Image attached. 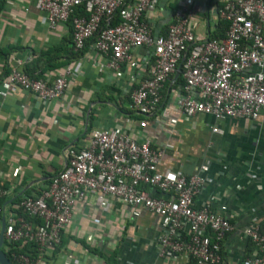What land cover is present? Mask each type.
Segmentation results:
<instances>
[{
  "label": "crops",
  "instance_id": "crops-1",
  "mask_svg": "<svg viewBox=\"0 0 264 264\" xmlns=\"http://www.w3.org/2000/svg\"><path fill=\"white\" fill-rule=\"evenodd\" d=\"M37 1L6 0L0 10V51L12 47L7 59L0 52V89L4 88L6 71L22 68L41 51L53 48L60 55L59 61H65L66 54L59 48L71 47L67 22L51 28ZM227 1L157 0L143 19L153 35L161 34L173 21L175 11L188 5L193 11L190 24L194 33L205 38L216 31L223 19L220 10ZM150 49L136 48L132 59L114 71L97 66L108 57L91 43L64 66L43 71L41 78L53 81L56 74L71 66L69 86L62 97L45 101L18 87L0 96V182H6L10 189L2 203L0 229L2 219L7 223L17 217L10 204L16 194L13 189L18 188L19 194L42 192L66 165L67 149L87 144L89 133H84L88 127H120L136 140L151 141L160 152L159 171L201 175L195 206L208 205L215 210L226 206L224 215L232 225L222 241L219 264H246L254 251L246 228L264 216V110L251 120L215 119L208 114L185 117L177 101L197 99L200 94L197 88L186 86L180 63L163 84L158 110L145 115L135 112L130 108V95L149 76L153 64ZM145 189L154 197L168 195L155 188ZM130 209L120 199L110 197L109 209L104 211L96 195L87 193L61 231L63 246L41 264H188L183 253L169 258L159 254V241L168 234L159 214L143 209L135 217ZM177 235L174 238L181 241L189 236L186 222ZM70 256L73 261L66 263ZM108 257L111 263L105 259Z\"/></svg>",
  "mask_w": 264,
  "mask_h": 264
},
{
  "label": "built area",
  "instance_id": "built-area-1",
  "mask_svg": "<svg viewBox=\"0 0 264 264\" xmlns=\"http://www.w3.org/2000/svg\"><path fill=\"white\" fill-rule=\"evenodd\" d=\"M156 3L157 0H38L37 7L45 12L49 26L55 28L66 22L74 7L83 4L86 15L73 19L72 41L74 48L81 50L96 34L94 48L108 57L97 64L101 69L119 71L123 62L132 59L136 48H153L149 76L130 95V108L135 112L145 115L158 110L163 84L181 63L186 86L197 88L200 94L197 99L183 97L177 101L182 115L258 118L264 110V0L225 2L219 13L228 21L224 38H198L190 24L193 11L188 5L177 9L166 33L155 38L143 15ZM116 13L120 22L112 25ZM71 75V66H66L49 81L15 67L6 75L0 96L18 87L45 101L58 99L68 89ZM171 121L175 123L176 119ZM213 130L219 131L216 127ZM159 156L149 139L136 140L120 127L92 129L83 148L67 149L66 165L47 188L39 196L20 202L28 215L40 222L18 216L5 224V240H31L38 246L37 259L24 254H14V258L19 264H41L59 244L61 231L72 220L80 201L92 193L104 211L109 209L110 197H116L131 207L132 216H139L143 209L159 214L168 231L159 241L161 256L183 253L188 264H219L222 241L232 229L224 215L226 206L218 210L208 205L196 207L194 198L203 181L201 175L187 177L171 170L159 171ZM145 187L168 195L151 196ZM7 194L0 182V200ZM184 222L189 236L181 241L174 236ZM246 234L254 246L246 264H264V216L250 224ZM72 259L70 256L65 261L71 263Z\"/></svg>",
  "mask_w": 264,
  "mask_h": 264
},
{
  "label": "trees",
  "instance_id": "trees-1",
  "mask_svg": "<svg viewBox=\"0 0 264 264\" xmlns=\"http://www.w3.org/2000/svg\"><path fill=\"white\" fill-rule=\"evenodd\" d=\"M127 1H130V0H127ZM5 3H6V0H0V10H2L4 8ZM85 15H86V13H85L84 5L83 4L82 5H78V6L73 8L72 13L69 15L68 19L66 20L68 26L70 27V32H71L70 33L71 47H67L66 45H64L63 48H59L61 51L64 50V53L66 54L65 61H59V56L60 55L57 53V51H54L53 50L54 48H53V49H48V50H45V51H41L34 61H32L31 63L25 64L24 66H22L21 69L25 73H27L28 75H30L32 77L41 78L42 73H43V71L45 69L60 68L61 66H64L67 62H69L71 59H73L74 57L78 56L81 52H83V50L89 44H91V43H93L95 41V37H96V34H94L92 37H90L86 41L83 49L76 50L74 48V44H73V41H72L73 19L75 17H81V16H85ZM119 22H120V18L118 16V14L116 13L113 16V20H112L111 24L115 25V24H118ZM168 25L169 24L164 26L165 29L162 30L161 34H165L166 33ZM227 29H228V21L222 19L220 21L219 25L217 26L216 31H214L213 33H211L208 36H209V38H224ZM11 51H12V47L10 46V47H8V48H6L4 50H1L0 52H2L3 56L7 59L8 56L10 55ZM41 61H42V63L45 64L43 67L40 65ZM7 74H8V71H6L5 75H7ZM90 131H91V128L88 127L84 134L90 133ZM51 179H50V181H51ZM50 181H48V182L50 183ZM3 185H4V188L7 189L8 192L10 193L9 185L6 182ZM13 190H14L13 192L16 191V194H15L12 202H10V204L12 206L11 210L14 212V214L17 217L18 216L23 217L27 221L39 223L40 221L38 219L31 218L28 215L27 211L20 205V202L26 197L39 196L41 194V192L40 193L38 192L36 194H31L30 191L27 190L24 193L19 194L18 188L17 189H13ZM6 198H7V196L2 198L0 200V202L4 203ZM0 216H1V214H0ZM184 237H183L182 241L188 239V236L187 237L184 236ZM63 243H64L63 240L60 238L59 244L55 246L54 254L61 248V246H63ZM250 243H251V247H254L253 243L251 241H250ZM2 249L6 253V255L8 256V258L12 262H14L15 264H19V263L14 258V254H24V255L29 256L31 259H37L39 257L38 246H37V244L34 241H31V240H18V241L9 242V241L4 239V245H3ZM92 251L94 253H97L101 257L104 256V254L99 252L97 249H92ZM220 254H221V251H220ZM105 259H107V262H109V263H111V261H112V258H110V257L105 258Z\"/></svg>",
  "mask_w": 264,
  "mask_h": 264
},
{
  "label": "water",
  "instance_id": "water-1",
  "mask_svg": "<svg viewBox=\"0 0 264 264\" xmlns=\"http://www.w3.org/2000/svg\"><path fill=\"white\" fill-rule=\"evenodd\" d=\"M160 35L159 32H155L154 37H158ZM151 54L153 55V48L150 49ZM5 220L2 219L1 222V229H0V264H15L12 262L6 253L3 251V245H4V229H5Z\"/></svg>",
  "mask_w": 264,
  "mask_h": 264
}]
</instances>
